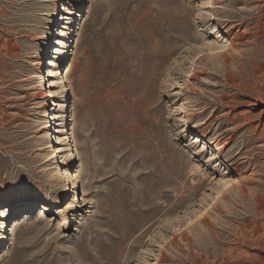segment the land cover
Returning <instances> with one entry per match:
<instances>
[{"label":"rangeland","instance_id":"rangeland-1","mask_svg":"<svg viewBox=\"0 0 264 264\" xmlns=\"http://www.w3.org/2000/svg\"><path fill=\"white\" fill-rule=\"evenodd\" d=\"M263 193L264 0H0V264H264Z\"/></svg>","mask_w":264,"mask_h":264},{"label":"bare ground","instance_id":"bare-ground-1","mask_svg":"<svg viewBox=\"0 0 264 264\" xmlns=\"http://www.w3.org/2000/svg\"><path fill=\"white\" fill-rule=\"evenodd\" d=\"M63 9L65 10V11H67V9L68 8H66V7H63ZM60 14H57V11H56V9H54V10H52L50 13H49V18H50V23H49V26H47V29L49 30V31H51V30H53V27L52 26H50L53 22H54V18L57 16L58 18H60V16H59ZM215 16H217L218 15V18L223 22V23H225V27H227V30H226V32H227V34L228 35H231L232 34V36L230 37V39H229V42L227 43V45H226V49H225V51H223V52H221V53H219V57H220V61H221V63H222V66H223V68L224 69H227V65H228V63H231V62H235V61H240V60H242V61H245V59H242V58H239V56H236L232 51L233 50H240V47L243 45V43H244V41H245V38H246V36H245V34L243 33V32H240V30H238L237 29V27H235V25H232L231 23H227V22H230L227 18H225V17H222V16H220L218 13H215L214 14ZM66 17H64L63 18V16H61V19H65ZM246 20V19H245ZM227 23V24H226ZM248 23V22H247ZM236 28V29H235ZM77 30H79V27H78V29ZM76 34V36H78L79 35V32L77 31V33H73L72 34V36H74ZM47 40V39H46ZM160 42V41H159ZM72 44H73V41H72ZM68 46V45H67ZM67 46H66V48H67ZM12 47V46H11ZM69 48H71L72 47V45L71 46H68ZM66 48L65 49H63V50H61V51H59V50H54L52 53H55V54H59L60 56L59 57H62L63 58V60H65V52H66ZM220 48H224L223 46H220ZM219 48V49H220ZM219 52H220V50H219ZM48 66H51V65H53V61L51 60V61H49L48 63ZM32 65H35V67H37V68H42V60H40V58H38L37 57V59H36V61H34L33 62V64ZM241 69V68H240ZM47 70V76H51L52 74H53V71L50 69V68H47L46 69ZM193 74L194 73H191L190 75H189V79L187 80V81H190L191 82V78H194L193 77ZM45 81V82H44ZM44 81H42V84H41V90L42 91H40L38 94L39 95H41V98H43V99H46L47 101H48V99H50V98H52V97H54L55 96V92L52 90V89H50L51 88V86L53 85V82L48 78V79H44ZM46 83H48V86H47V84ZM72 89H71V96H72V98H73V101H72V103H71V108H70V114H69V116H70V118L69 119H67V121H69V123L67 124V131L70 129L71 130V135H72V140H73V143H74V150H75V153L74 154H71L70 155V160H69V162H71V161H73V160H75V159H80V153H79V151H78V149H77V147H76V140H75V131H76V119H77V115H78V113H77V109H76V103H75V100H74V98H75V91H74V88L72 87V86H70ZM191 87V86H190ZM198 87L197 86H195V89L193 88V92H196V89H197ZM192 90V89H191ZM198 90V89H197ZM45 101V100H44ZM52 103L54 104V105H56V107H61L60 106V104L59 103H57L55 100H52ZM43 112V111H42ZM49 114L50 113H44V114H42L44 117H46V118H48L49 119V117H51V116H49ZM57 117H59V115L58 114H56L55 116H53V118H57ZM189 118H191V115H189ZM57 122H58V124H62V123H59V122H61V120H57V121H55L53 124L55 125V127L57 126ZM194 124H193V128L194 127H197V126H200V124L197 122V121H195V120H193L192 121ZM70 124H71V127L69 128V126H70ZM49 125H45V126H43L42 127V133L45 135V134H47L46 133V128L48 127ZM230 131L228 130V129H225V130H223V131H221L220 133H219V138H222V136L225 134V135H227L228 137H227V141H226V143H228V140L230 139V133H229ZM53 133H54V131H53ZM201 133H202V135L204 136L205 135V131L203 130V131H201ZM48 135H50V134H48ZM52 136H51V138L53 139V140H59L58 139V137H56L55 135H53V134H51ZM217 147V151L219 152V153H221L223 150H225V147L224 146H221L220 144H217L216 145ZM240 158V157H239ZM65 159V158H64ZM60 178H62L63 180H69V182L72 184V188H75L76 187V185H77V181H78V175L77 174H74V175H72V174H69V172L68 171H66V170H64V171H62V173L60 174ZM221 186L223 187L220 191H217L216 192V197H214V198H212V202H211V206L209 207L210 209L212 208H216V209H219L220 207H218L219 205L218 204H216V202H218V199L222 196L223 198H224V196H225V193L226 192H228L229 191V189L230 188H232L231 186L232 185H230V182H228V181H224L223 183H221ZM262 188V187H261ZM234 189V188H233ZM236 189V188H235ZM237 189H238V192H239V194L240 195H243L244 197L245 196H247L248 195V193H247V190L248 189H246L245 188V186L244 185H241V186H238L237 187ZM250 191V190H249ZM85 192V190H84V188L82 187V193H84ZM264 194V193H263ZM35 195H40V193H37V194H35ZM44 196V195H43ZM46 196H48L47 194H46ZM23 197H25V195H20L19 196V198H23ZM249 198V197H248ZM255 199H256V202H255V205H256V208H257V210H259L260 212H264V201L260 198V195L259 194H257L255 197H254ZM79 198L77 197V200H78ZM83 202L85 201V198H82L81 199ZM254 205V204H253ZM81 206H84V204H82ZM208 208V209H209ZM207 209V208H206ZM206 209H204V210H199L198 212H197V214L194 216V218L196 219V220H198L201 224H203L204 226H206L207 228L210 226V221L211 220H209V218L207 217V216H209V215H211V213H209V212H207V210ZM5 212H6V209H5V207H2L1 209H0V217H4L6 214H5ZM214 219V218H213ZM195 220V221H196ZM217 220V219H216ZM192 221V220H191ZM190 221V222H191ZM194 221V220H193ZM189 222V223H190ZM216 224V223H215ZM188 225V224H187ZM214 225V224H213ZM184 230V229H183ZM182 230V231H183ZM182 233V232H181ZM187 234V233H186ZM181 235H183V234H181ZM1 236V238L0 239H5V238H7L4 234L3 235H0ZM243 239H245V241H247V235L245 234V233H243ZM187 240V239H186ZM188 245V244H187ZM190 249V248H189ZM188 254V253H187ZM206 261H208V260H206ZM205 262V261H204Z\"/></svg>","mask_w":264,"mask_h":264}]
</instances>
